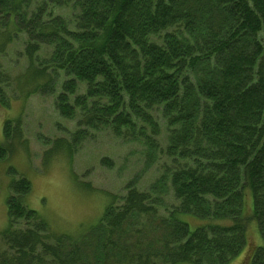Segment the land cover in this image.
<instances>
[{
  "label": "trees",
  "instance_id": "obj_1",
  "mask_svg": "<svg viewBox=\"0 0 264 264\" xmlns=\"http://www.w3.org/2000/svg\"><path fill=\"white\" fill-rule=\"evenodd\" d=\"M263 31L264 0H0V56L23 36L27 59L17 78L0 61V104L16 79L28 99L64 76L55 105L77 129L47 155L71 160L107 130L160 171L148 188L105 192L79 235L55 232L25 203L31 181L14 178L0 264H231L245 249L264 264ZM4 133L0 161L27 145L22 117Z\"/></svg>",
  "mask_w": 264,
  "mask_h": 264
},
{
  "label": "rangeland",
  "instance_id": "obj_2",
  "mask_svg": "<svg viewBox=\"0 0 264 264\" xmlns=\"http://www.w3.org/2000/svg\"><path fill=\"white\" fill-rule=\"evenodd\" d=\"M262 39L264 42V31ZM24 48L25 38L19 36L7 53L0 56V61L14 78L26 69ZM49 53L50 50H44L41 55ZM63 80L62 75L54 78L56 90L53 94H35L25 99L26 81L19 82L18 86L16 79L9 88V106L0 104V142L6 141L5 122L19 117L23 120V140L27 142L23 146L16 140L10 154L0 161V231L8 224L7 202L14 178L25 176L31 181L32 190L25 203L45 217L55 232L79 235L100 220L110 203V196L105 192L123 196L130 181L140 188H148L160 174L158 166L147 164V157L139 145L118 139L107 130L92 132L93 136L75 148L71 160L65 152L48 153V158L47 151L55 141L70 139L77 129L76 121L61 116L56 109L55 96L61 90ZM163 132L166 134L165 129ZM162 143L165 145V141ZM103 158L108 162H103ZM81 182L96 190L88 191ZM249 204L252 206V201ZM183 218L192 228L199 222L191 215H183ZM254 230L256 232L250 231L249 239L256 236L259 243L261 237L255 225ZM246 258L245 249L231 264H248L249 260L244 262Z\"/></svg>",
  "mask_w": 264,
  "mask_h": 264
}]
</instances>
